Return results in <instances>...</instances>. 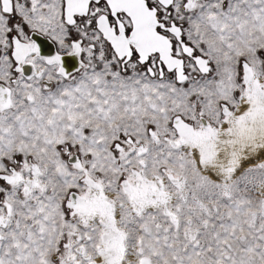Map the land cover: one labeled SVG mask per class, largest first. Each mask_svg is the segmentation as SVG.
<instances>
[{
  "label": "snow or ice",
  "instance_id": "obj_1",
  "mask_svg": "<svg viewBox=\"0 0 264 264\" xmlns=\"http://www.w3.org/2000/svg\"><path fill=\"white\" fill-rule=\"evenodd\" d=\"M0 264H264V0H0Z\"/></svg>",
  "mask_w": 264,
  "mask_h": 264
}]
</instances>
